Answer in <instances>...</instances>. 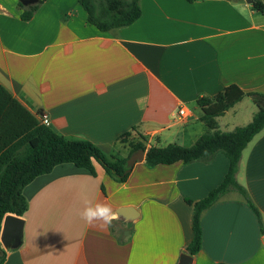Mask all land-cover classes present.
<instances>
[{
    "label": "crops",
    "instance_id": "obj_1",
    "mask_svg": "<svg viewBox=\"0 0 264 264\" xmlns=\"http://www.w3.org/2000/svg\"><path fill=\"white\" fill-rule=\"evenodd\" d=\"M80 1L36 0L32 17L23 20L32 4L0 0V84L37 118L47 114L59 135L125 157L119 141L133 128L150 147L203 125L200 117L212 107L200 108L201 97L264 94V14L245 0H140L141 17L108 32L88 23ZM182 106L191 113L186 123L175 119ZM240 106L248 109L241 124L247 125L257 111L248 98L222 117L237 115ZM228 169L222 153L208 163L156 167L144 157L119 183L98 163L95 175L56 166L24 188L22 242L7 249L0 233L1 264H178L193 238L186 199L206 197ZM237 180L264 223V129L244 149ZM96 203L112 209L110 226L82 219V210ZM125 207L138 217H119ZM202 229L192 264H264V235L238 192L203 213Z\"/></svg>",
    "mask_w": 264,
    "mask_h": 264
},
{
    "label": "trees",
    "instance_id": "obj_2",
    "mask_svg": "<svg viewBox=\"0 0 264 264\" xmlns=\"http://www.w3.org/2000/svg\"><path fill=\"white\" fill-rule=\"evenodd\" d=\"M80 4L87 14L88 23L102 32L129 26L142 15L140 0H81ZM30 7L32 11L23 13V20L32 17L36 5L32 4ZM251 7L264 14V0L253 2ZM244 98L250 99L257 108L252 120L232 131H222L218 118ZM197 105L203 109L212 108L200 117L206 130L193 145L183 147L168 144L148 147L147 138L133 128L119 141V145L127 149L128 154L125 157L107 156L90 141L69 140L42 124L36 115L0 84V233L7 215L22 218L26 213L28 201L23 193L24 188L37 177L50 173L56 166L73 164L95 175V163H98L114 180L124 183L131 171V167L127 165L128 159L138 151L144 150L145 164L148 167L178 162L208 163L218 153L224 154L229 160L228 172L219 186L199 201L186 199V203L193 207V238L185 249L187 254L194 256L202 249L203 213L232 191L238 192L254 211L261 234L264 235L261 213L245 187L237 180L244 149L264 129V94L241 93L234 100H230L229 93L225 91L214 97H201L197 100ZM4 259L5 252L0 250V264Z\"/></svg>",
    "mask_w": 264,
    "mask_h": 264
},
{
    "label": "water",
    "instance_id": "obj_3",
    "mask_svg": "<svg viewBox=\"0 0 264 264\" xmlns=\"http://www.w3.org/2000/svg\"><path fill=\"white\" fill-rule=\"evenodd\" d=\"M248 4H252L258 0H245ZM23 5H30L36 2V0H20ZM146 152L144 150H140L137 153L133 154L127 161V165L132 167L136 162L143 161ZM135 210L129 207L121 208L117 215L122 217L124 220L133 221L138 215L134 212ZM134 213V214H133ZM23 225L24 221L22 218L17 217L15 215H7L3 221L2 230H1V242L3 246L7 249L16 248L21 245L22 235H23ZM264 244V237L262 239ZM192 256L183 253L180 257V261L178 264H192Z\"/></svg>",
    "mask_w": 264,
    "mask_h": 264
},
{
    "label": "rangeland",
    "instance_id": "obj_4",
    "mask_svg": "<svg viewBox=\"0 0 264 264\" xmlns=\"http://www.w3.org/2000/svg\"><path fill=\"white\" fill-rule=\"evenodd\" d=\"M248 109L245 106H240L237 110V115H234L232 110L229 114H227L224 117H221L218 119V123L220 124V128L224 132L232 131L234 128L238 126H244L241 125L243 122L247 120ZM183 128H180L182 130ZM185 132L183 137H179V139H176V141H171V144H178L183 147H189L191 144H193V138L197 134H201L202 132H205V126L202 124H196V125H188L186 126ZM204 130V131H202Z\"/></svg>",
    "mask_w": 264,
    "mask_h": 264
},
{
    "label": "clouds",
    "instance_id": "obj_5",
    "mask_svg": "<svg viewBox=\"0 0 264 264\" xmlns=\"http://www.w3.org/2000/svg\"><path fill=\"white\" fill-rule=\"evenodd\" d=\"M83 220L88 224L99 223L100 228H106L111 225L115 214L110 206L106 204L96 203L95 205L89 204L80 213Z\"/></svg>",
    "mask_w": 264,
    "mask_h": 264
},
{
    "label": "built area",
    "instance_id": "obj_6",
    "mask_svg": "<svg viewBox=\"0 0 264 264\" xmlns=\"http://www.w3.org/2000/svg\"><path fill=\"white\" fill-rule=\"evenodd\" d=\"M191 113L189 111V109L185 106H182L178 109V112L176 114V117L175 119L179 122V123H186L190 117ZM38 120L49 127L50 125V119L49 117L47 116V114L45 113H40L38 115Z\"/></svg>",
    "mask_w": 264,
    "mask_h": 264
}]
</instances>
